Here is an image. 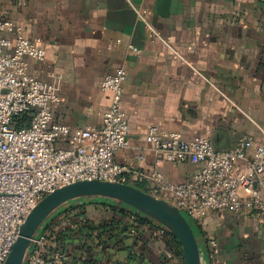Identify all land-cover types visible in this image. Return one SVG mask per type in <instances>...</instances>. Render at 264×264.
Instances as JSON below:
<instances>
[{
    "label": "crops",
    "instance_id": "crops-1",
    "mask_svg": "<svg viewBox=\"0 0 264 264\" xmlns=\"http://www.w3.org/2000/svg\"><path fill=\"white\" fill-rule=\"evenodd\" d=\"M0 9L46 50L43 61L28 59V68L59 94L55 120L72 132L101 125L110 106L101 84L126 68L122 107L131 147L116 161L132 171L155 169L146 142L152 125L187 139L208 137L217 150L246 135L261 138L264 0H0ZM199 169L194 161L160 166L172 182ZM45 221L64 237L66 264H186L166 226L114 199L72 200ZM200 227L202 264H264L258 215L212 212Z\"/></svg>",
    "mask_w": 264,
    "mask_h": 264
},
{
    "label": "built area",
    "instance_id": "built-area-1",
    "mask_svg": "<svg viewBox=\"0 0 264 264\" xmlns=\"http://www.w3.org/2000/svg\"><path fill=\"white\" fill-rule=\"evenodd\" d=\"M144 13L139 11L142 18ZM46 55L0 9V264L6 263L35 207L56 189L84 180L135 186L177 207L199 227L212 212H250L264 220V126H258L260 139L246 135L232 149L217 150L208 137L187 139L180 132L152 125L146 142L155 155V169L132 171L116 161L119 151L131 147L129 117L122 107L126 68H118L101 84V91L110 94L101 125L72 132L55 120L59 94L29 71L28 59L43 61ZM63 140L71 146L60 147ZM136 158L145 161L146 155ZM187 161L198 163L200 169L182 182L167 180L160 170L165 162ZM68 260L64 237L52 222L44 221L24 264Z\"/></svg>",
    "mask_w": 264,
    "mask_h": 264
},
{
    "label": "water",
    "instance_id": "water-1",
    "mask_svg": "<svg viewBox=\"0 0 264 264\" xmlns=\"http://www.w3.org/2000/svg\"><path fill=\"white\" fill-rule=\"evenodd\" d=\"M87 197L114 199L156 220L178 239L186 264H202L201 248L193 227L177 207L135 186L103 180L75 182L47 195L25 220L5 264H24L31 240L44 221L62 205Z\"/></svg>",
    "mask_w": 264,
    "mask_h": 264
},
{
    "label": "trees",
    "instance_id": "trees-1",
    "mask_svg": "<svg viewBox=\"0 0 264 264\" xmlns=\"http://www.w3.org/2000/svg\"><path fill=\"white\" fill-rule=\"evenodd\" d=\"M190 224H191V222H190ZM191 225H192V227H193V230H194L195 235H196L197 240H198V234H199V232H200V228H201V227H199V226H193V224H191ZM175 240H176V242L180 245V243H179V241L177 240V238H175Z\"/></svg>",
    "mask_w": 264,
    "mask_h": 264
},
{
    "label": "rangeland",
    "instance_id": "rangeland-1",
    "mask_svg": "<svg viewBox=\"0 0 264 264\" xmlns=\"http://www.w3.org/2000/svg\"><path fill=\"white\" fill-rule=\"evenodd\" d=\"M188 221H189V220H188ZM189 222H190V221H189ZM191 224H193V226H195V224H194V223H192V222H191Z\"/></svg>",
    "mask_w": 264,
    "mask_h": 264
}]
</instances>
